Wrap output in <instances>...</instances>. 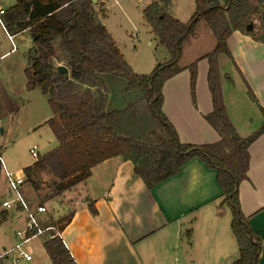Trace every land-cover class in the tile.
I'll return each mask as SVG.
<instances>
[{
    "label": "trees",
    "instance_id": "obj_1",
    "mask_svg": "<svg viewBox=\"0 0 264 264\" xmlns=\"http://www.w3.org/2000/svg\"><path fill=\"white\" fill-rule=\"evenodd\" d=\"M257 2L258 6L253 7L250 0H196L195 13L183 22L170 13L166 3L154 0L144 14L171 57L150 74L134 71L99 20L93 0H18L9 8L8 28L13 33L29 30L32 36L27 87L29 90L39 87L48 97L52 117L47 124L58 141L55 148L25 168L26 182L37 189L39 173L48 171L53 175V191L41 203L71 190L91 176L94 166L115 156L132 160L136 174L149 189L179 173L190 160L200 158L217 170L223 204L229 205L233 212L232 229L241 254L234 264H259L263 242L242 210L239 188L248 179L249 147L264 127L250 137L238 133L226 108L219 66L220 54L234 59L228 44L231 34L247 30L249 24L255 23V16L264 11V0ZM261 19L264 29V13ZM202 20L217 37L216 48L206 55L210 61L208 82L214 109L205 117L221 139L193 145L180 141L176 128L163 113V86L182 70L179 62L184 45ZM254 37L264 42V38ZM58 40V46L68 56L71 76L59 73L53 65ZM189 68L194 93L197 62ZM119 77L127 82V90L139 89L143 93L141 99L157 124L155 128H132L123 120L125 109H109L104 93L106 82ZM80 83L89 87L83 90ZM89 207L97 213L94 203ZM72 216L56 221L61 230ZM5 218L1 216L0 223ZM45 248L54 264H77L62 238L47 239Z\"/></svg>",
    "mask_w": 264,
    "mask_h": 264
},
{
    "label": "crops",
    "instance_id": "obj_2",
    "mask_svg": "<svg viewBox=\"0 0 264 264\" xmlns=\"http://www.w3.org/2000/svg\"><path fill=\"white\" fill-rule=\"evenodd\" d=\"M158 1L166 3L172 14L170 0ZM94 2L98 18L107 28L103 15L109 7V1ZM251 4L253 7L258 6L257 0ZM0 8L9 9L1 2ZM174 16L181 20L177 15ZM26 33H30L29 30L9 32L0 19V98L1 95H22L29 90L26 69L33 43L24 54L18 43L19 38L23 40ZM228 44L234 59L226 55L242 78L247 96L227 94L228 74L220 60L224 53L220 54L225 104L238 133L242 137H250L264 127V42L256 40L251 32L235 30L228 38ZM210 52L207 48L186 58L184 45L179 62L182 70L163 86V113L176 128L180 141L185 144L203 145L221 139L219 132L205 117L214 109L208 82L210 61L206 57ZM162 55L160 63L167 62L171 57L166 48ZM194 62H197V81L193 93L189 67ZM2 69L10 72V80L4 79ZM249 88L256 98L251 96ZM2 106L1 102L0 123L5 124L11 110L5 104L7 110L2 112ZM1 133L0 154L3 159L4 155L7 156L10 170L25 174V168L37 159L32 156V161L14 164L12 153L16 141L4 138L9 135L10 126L4 125ZM57 145L40 154L47 153ZM249 151L251 163L248 179L241 183L239 197L244 214L262 239L259 264H264V130L250 145ZM78 186H82L79 196H67L68 191ZM25 188L26 184L24 191ZM68 191L49 200L61 199L63 208L58 214L49 210L46 203L48 213L45 219L55 223L73 215L64 224L62 234L77 264H234L240 258L239 244L232 229L233 212L229 205L223 204L224 195L217 180V170L200 158L190 160L179 173L149 189L136 174L132 160L121 155L115 156L94 166L90 177ZM9 196L10 187L0 160V217L23 218L18 209L1 206ZM63 196H67L66 202H62ZM90 203H94L97 213L92 212ZM34 240L33 259H20L16 264L20 261L23 264H54L45 248L46 240ZM0 264L4 263L0 261Z\"/></svg>",
    "mask_w": 264,
    "mask_h": 264
},
{
    "label": "rangeland",
    "instance_id": "obj_3",
    "mask_svg": "<svg viewBox=\"0 0 264 264\" xmlns=\"http://www.w3.org/2000/svg\"><path fill=\"white\" fill-rule=\"evenodd\" d=\"M108 1L109 7L105 11V15H103V20L110 34L113 36L114 41L136 73H152L156 66L160 64L163 56L162 52H164L165 49V46L161 43L157 33L144 14V9L152 0H119L118 3L116 0ZM252 1L254 2L256 0H251V2ZM0 2L8 8H11L18 0H0ZM170 5L172 15H177L183 21L190 20L197 7L196 0H170ZM262 13H264V11L259 12V14L255 16L254 29L252 31H245L253 32V36L264 38V29H262L263 26H261ZM0 17L9 32L13 33V31L8 28L7 15L0 14ZM18 41L22 54H24L33 43L30 33H26L24 39L20 40L19 38ZM58 43L59 40L56 43L57 53L52 60L53 65L57 70L62 65L68 67V72L63 74L71 76L68 56L61 50ZM216 46L217 37L209 24L203 20L197 27L195 34L191 36L189 42L185 44V57L191 58L195 54H199L201 50L207 48L212 52ZM220 60L224 66L223 69L228 74H226L227 94H231L232 96L237 94L238 97H246L244 82L232 65V62H230L226 54H223ZM1 72L5 80H10V77H12L8 70L2 69ZM79 86L84 90L89 87V84L80 83ZM92 89L97 91L95 87H92ZM104 93L107 95L109 109H125L123 120L130 127L149 129L157 126L148 114L146 104L141 99L143 93L139 89L127 90V82L123 78L119 77L116 80H108ZM1 102L3 105L1 108L2 112L7 110V108L11 110L10 115L6 117V123H0V136H2L1 128L4 125L10 126V133L8 136H4V138L15 139L16 141L12 153L14 164L19 165L27 160L32 161L33 157L30 148L34 145L37 146L40 153H44L57 145L56 136L49 124H47V121L52 115V110L48 97L43 93L41 88L28 90L22 95H1L0 103ZM5 104H8L7 108H5ZM4 159L8 167L9 162L7 161L6 155H4ZM37 179L38 189L26 182L25 192L29 198L35 201L34 203H44L45 199L53 191V175L48 171H42L39 173ZM81 187L82 186H78L72 191H68L67 196H79L82 190ZM67 196H63L62 202L67 201ZM47 205L49 210L53 211L55 214H58L63 208L60 198L47 201ZM24 227L25 217L20 219H5L3 226L0 227V251L5 250L4 246L10 248L20 242L21 239L18 232L24 229ZM49 235V233L41 235L34 240V242L47 240ZM14 254L15 253L11 254L9 258L10 261H8V257H5L1 263L13 264L12 259ZM19 264H23V262L20 261Z\"/></svg>",
    "mask_w": 264,
    "mask_h": 264
},
{
    "label": "built area",
    "instance_id": "obj_4",
    "mask_svg": "<svg viewBox=\"0 0 264 264\" xmlns=\"http://www.w3.org/2000/svg\"><path fill=\"white\" fill-rule=\"evenodd\" d=\"M5 13L6 10L0 8V14ZM10 38L13 39V35H11ZM31 154L37 160L41 156L37 146L31 149ZM0 160L10 187V196L3 200L1 206L5 209H18L20 217H25V227L18 232L21 241L10 248L6 247L5 250L0 253V261L5 257L9 259L13 253H15L12 259L14 264L18 263L20 259L31 261L34 257L33 240L46 233L50 234L48 239L55 237L63 239L62 230L56 222L54 223L45 219L48 213L46 204L34 203L27 198L24 191L27 179L26 175L10 170L6 166L1 154Z\"/></svg>",
    "mask_w": 264,
    "mask_h": 264
},
{
    "label": "water",
    "instance_id": "obj_5",
    "mask_svg": "<svg viewBox=\"0 0 264 264\" xmlns=\"http://www.w3.org/2000/svg\"><path fill=\"white\" fill-rule=\"evenodd\" d=\"M93 1H97V0H93ZM253 29H254V24L253 23H251V24H249L247 26V30L248 31H252ZM58 72L59 73H66V72H68V67L62 65V66L59 67Z\"/></svg>",
    "mask_w": 264,
    "mask_h": 264
}]
</instances>
